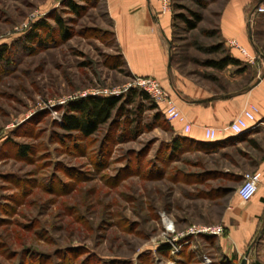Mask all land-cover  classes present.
Wrapping results in <instances>:
<instances>
[{
  "label": "rangeland",
  "instance_id": "374dc122",
  "mask_svg": "<svg viewBox=\"0 0 264 264\" xmlns=\"http://www.w3.org/2000/svg\"><path fill=\"white\" fill-rule=\"evenodd\" d=\"M229 1L170 0L168 10L200 15L193 29L174 20L172 64L215 93L240 86L203 65L223 54L208 49L220 44L219 16ZM74 3L78 14L66 0H0V46H7L0 61V264H264V217L239 256L221 250L224 233L182 237L178 252L156 253L174 237L165 228L176 234L221 225L243 175L264 159V130L253 136L256 147L245 141L214 152L187 142L190 150L173 151L178 135L170 122L128 87L134 76L118 57L103 0ZM260 5L252 0L247 10L262 58ZM38 21L49 25L50 39L47 28L31 30ZM84 94L123 95L89 137L58 125L65 105ZM20 145L29 147L24 156Z\"/></svg>",
  "mask_w": 264,
  "mask_h": 264
},
{
  "label": "crops",
  "instance_id": "0c3cea01",
  "mask_svg": "<svg viewBox=\"0 0 264 264\" xmlns=\"http://www.w3.org/2000/svg\"><path fill=\"white\" fill-rule=\"evenodd\" d=\"M106 16L112 25L115 43L126 69L133 76H149L157 79L172 97L189 124L183 132L182 124L170 123L175 134L194 142L219 143L238 146L247 139H253L261 128L264 130V57L253 46L252 20L247 9L252 0H230L219 16V33L224 45L239 65H227L219 72H225L228 83L240 85L233 91L215 93L180 75L173 66L170 51L172 35V13L164 11L158 0H103ZM236 41L243 46L245 54L231 48L229 42ZM263 56V55H262ZM250 60H252L250 62ZM218 71V70H216ZM254 105L256 128L240 136H232L229 123L242 111ZM218 129L216 141H207L205 127ZM225 146V147H226ZM263 177L256 194L242 202L237 193L222 215L220 222L224 234L220 239L225 255L241 254L258 231L264 217V159L257 164ZM230 248L231 252H226ZM234 254V255H235Z\"/></svg>",
  "mask_w": 264,
  "mask_h": 264
},
{
  "label": "trees",
  "instance_id": "16d2710c",
  "mask_svg": "<svg viewBox=\"0 0 264 264\" xmlns=\"http://www.w3.org/2000/svg\"><path fill=\"white\" fill-rule=\"evenodd\" d=\"M82 2H90L93 3L97 0H79ZM66 6L68 7L70 12H73L75 14L79 13V7L74 3V0H66ZM190 17H187L183 14H175L172 16V28L175 26L174 20L178 19L180 22H182L187 29H193L196 26V23L200 20V15L197 12L190 11L189 12ZM57 27H59L60 30V36L63 40L68 39V33L66 32L64 22L59 16L53 17ZM39 28H47L49 31L47 32V38H51L49 25L45 23L44 21H38L36 22L31 30L37 31ZM35 34V33H34ZM218 34L220 37V44L214 47H210L208 51L212 54H216L220 51L223 52L221 56H216L214 58L206 59L203 62V65L209 68H212L213 70H222L227 65H239L240 61L237 59H234L230 56L227 48L224 45V41L221 38V35L219 33V26H218ZM30 37V36H29ZM33 37V36H32ZM37 37V36H36ZM39 41V38L36 39ZM7 46L1 45L0 46V61L4 59L5 52H6ZM118 57L122 59L121 55L119 54ZM139 90L136 88H133L131 92H134V95H136V91ZM139 93V96H141L142 99H151L147 96L146 93H144L142 90ZM123 99V95H109V96H100V95H86L84 97H78L72 101H70L67 105L64 107V111L62 114L61 122L58 123L60 129L66 133H72L76 132L80 134L83 137H89L97 132L99 127L103 124H106L110 118L112 117V114L115 110L121 107V100ZM152 102V101H151ZM151 108H157V106L152 102ZM158 109V108H157ZM43 112H47V110L42 109ZM161 111L158 109V113L161 116ZM48 113V112H47ZM163 114V113H162ZM164 116V115H163ZM184 141V143H183ZM188 143H193L194 149H203V150H211L216 152L217 149L223 148L226 145V142H219V143H207V142H191L184 137L176 136L172 140V149L173 151H176L180 149V147L184 146L187 147ZM246 142L252 146L256 147V143L254 139H247ZM29 147L26 145H20L18 147V154L21 156H24L26 151ZM188 148V147H187ZM189 149V148H188ZM186 149V151H189ZM261 222V220H260ZM156 253H163L166 255H170V246L169 244H162L156 249ZM183 253V249L180 252ZM180 254V255H181ZM190 250H185L184 248V255L189 256L191 255ZM171 256V255H170ZM188 259V257L186 258ZM141 263V262H140Z\"/></svg>",
  "mask_w": 264,
  "mask_h": 264
},
{
  "label": "built area",
  "instance_id": "2783aa9c",
  "mask_svg": "<svg viewBox=\"0 0 264 264\" xmlns=\"http://www.w3.org/2000/svg\"><path fill=\"white\" fill-rule=\"evenodd\" d=\"M161 3V8L164 11H168L170 7V0H158ZM257 14H264V5H260L255 9ZM237 44L233 41L230 43V47H236ZM239 51L242 54H245V50L240 48ZM252 60H250L251 62ZM130 88H137L142 90L151 101L157 106V108L163 113L167 121L179 122L182 124V131L187 132L189 130V124L185 121V117L179 111L176 103L171 99L168 93L164 90L160 82L149 76H134L133 82L128 84ZM86 96V94L82 95ZM50 110V109H49ZM256 107L250 105L249 108L242 111L237 115L228 125V130L232 136H240L256 128L257 123L254 117V111ZM51 111V110H50ZM218 129L215 127H205L204 128V137L207 141H216L218 140L217 136ZM263 177V173L260 170H257L252 173H246L243 175L242 183L237 188V195L242 202L250 200L257 192L258 186ZM224 233V228L222 225L216 226H207V227H195L193 226L189 230L181 233H174V230L171 228H165V235H170L174 237L172 239L166 238L169 246H171V252H178V239L182 237H187L189 235H222ZM207 263V262H206Z\"/></svg>",
  "mask_w": 264,
  "mask_h": 264
},
{
  "label": "water",
  "instance_id": "95a60500",
  "mask_svg": "<svg viewBox=\"0 0 264 264\" xmlns=\"http://www.w3.org/2000/svg\"><path fill=\"white\" fill-rule=\"evenodd\" d=\"M241 263H242V264H245V259H243Z\"/></svg>",
  "mask_w": 264,
  "mask_h": 264
}]
</instances>
